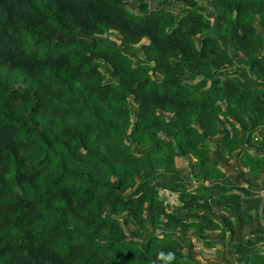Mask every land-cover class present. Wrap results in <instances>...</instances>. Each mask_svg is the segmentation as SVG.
Segmentation results:
<instances>
[{"label":"trees","instance_id":"trees-1","mask_svg":"<svg viewBox=\"0 0 264 264\" xmlns=\"http://www.w3.org/2000/svg\"><path fill=\"white\" fill-rule=\"evenodd\" d=\"M200 1L0 0V264H264V0Z\"/></svg>","mask_w":264,"mask_h":264},{"label":"rangeland","instance_id":"rangeland-1","mask_svg":"<svg viewBox=\"0 0 264 264\" xmlns=\"http://www.w3.org/2000/svg\"><path fill=\"white\" fill-rule=\"evenodd\" d=\"M200 3H201V5L205 6V0H201ZM176 166L181 171L182 177L186 178L188 173H187V169L185 167V161L182 158H177ZM230 166L235 167L234 163L232 161L230 162ZM235 173H236V171L233 168L232 171L228 172V176L231 177V179H233ZM258 187L260 188L261 186H258ZM262 189H264V188H262ZM262 189L259 192H254L253 195H256L257 198L259 196L264 197L263 196L264 190L262 191ZM159 198L169 208L179 205V201H178L177 196L175 194H170V193L164 192V193H161ZM250 214L253 215L254 213L251 211ZM259 219H261L260 222L264 223V218L260 217ZM232 222H235V219L232 218ZM128 229L131 230L132 228H128ZM246 232H250V231H248V229H246ZM187 236L191 240V242L194 244V250H193L194 256L200 262V264H228L230 262V260L228 258V255L230 253V251H229L230 247L229 246H231L229 240L224 241L223 245L225 248H223L220 244H217L216 246H212V247L208 248L207 246H205L203 244V242L201 240H198L196 238V236L193 232H189L187 234ZM210 237L213 240L217 239V233L216 232L211 233ZM239 241H240V239H238L237 242H239ZM246 248L249 250H262V252H264V243L257 244L253 247H246Z\"/></svg>","mask_w":264,"mask_h":264},{"label":"clouds","instance_id":"clouds-1","mask_svg":"<svg viewBox=\"0 0 264 264\" xmlns=\"http://www.w3.org/2000/svg\"><path fill=\"white\" fill-rule=\"evenodd\" d=\"M157 236L163 239V237L159 236V233H157ZM160 262H163V264H185L183 258H178L176 252L172 250L167 252L162 250L158 251L154 264H160Z\"/></svg>","mask_w":264,"mask_h":264}]
</instances>
